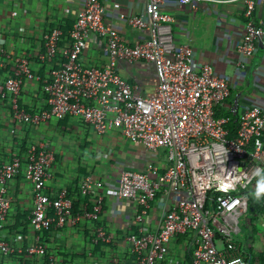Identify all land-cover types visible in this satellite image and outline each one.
Here are the masks:
<instances>
[{
	"label": "built area",
	"instance_id": "2783aa9c",
	"mask_svg": "<svg viewBox=\"0 0 264 264\" xmlns=\"http://www.w3.org/2000/svg\"><path fill=\"white\" fill-rule=\"evenodd\" d=\"M164 0H147V17H131L130 26L149 29V39L131 46L105 21L106 9L100 0H85L83 11L69 32L70 44L64 49V61L46 80L34 74L30 62L16 60L15 73L0 86V97L6 101L12 118L21 124L39 126L51 120L80 118L98 135L120 128L133 144L142 145L153 154L164 152L169 166L162 172L150 164L147 171H124L116 187L120 200L130 201L136 232L127 236L134 264H180L170 260V247L178 236H186L190 261L186 264H249L234 254L240 252L237 237L241 234L240 218L249 212L247 192L264 174V103L245 108L239 117L238 131L230 137V119L217 115L228 107L231 80L216 74L211 65L195 66L194 49L176 44L171 25L174 17L162 8ZM183 6H196L213 0H178ZM245 25L238 52L251 58L259 44H264V22L252 21L254 3L246 0ZM91 34L106 43L108 63L104 67L84 64V53ZM64 32L56 28L44 36L42 58L54 59ZM120 60L155 65L159 80L157 95L146 98L119 73ZM25 80H40L47 109L29 112L20 102ZM260 140L262 144L254 141ZM261 162L249 172L253 160ZM55 160L49 150L33 145L26 163L14 157L0 163V227L8 220L13 204L9 183L22 172L32 186L33 211L30 224L35 243L27 252L47 256L42 235L67 224L98 220L103 212V198L90 211L75 209L68 190L51 199L46 193ZM245 164L243 170H240ZM232 183L231 187L222 186ZM103 182L87 177L83 193L95 196ZM175 193L167 203L165 195ZM215 194V197H211ZM161 197V198H160ZM160 199V200H159ZM162 208V221L157 232L147 228L154 203ZM112 237L102 227L92 245L109 244ZM240 245V244H239ZM11 247L0 234V255L11 254ZM47 264H56L50 260Z\"/></svg>",
	"mask_w": 264,
	"mask_h": 264
},
{
	"label": "crops",
	"instance_id": "0c3cea01",
	"mask_svg": "<svg viewBox=\"0 0 264 264\" xmlns=\"http://www.w3.org/2000/svg\"><path fill=\"white\" fill-rule=\"evenodd\" d=\"M196 6H183L178 0H164L162 8L170 13L175 22L170 26L176 44L189 45L194 49L195 66L211 65L216 74L231 80V96L228 107L234 112L238 128L241 111L264 103V44H259L251 58L242 57L237 48L243 39L246 0H213ZM254 3L252 21L264 22V0ZM85 0H0V86L15 73L16 60L27 59L35 75L43 81L60 69L64 61L63 51L70 44L69 32L83 11ZM106 9L105 21L117 29L125 43L135 46L148 40L150 30H139L129 25L131 17H147V0H100ZM64 32L59 53L54 59L42 58L44 36L53 29ZM105 40L91 34L84 53V64L104 67L108 63ZM120 75L129 82L138 95L153 98L157 95L159 80L155 65L147 62L129 63L120 60ZM21 105L29 112L47 109L43 82L25 80ZM223 114L221 117H225ZM256 141H254L255 143ZM49 150L55 160L46 193L56 199L68 190L76 210L87 207L93 211L97 199L102 197L103 212L98 220L81 222L77 227L67 224L42 235L47 256L30 255L27 250L35 243V233L30 224L33 211L32 186L23 172L9 183L13 204L8 220L0 227V234L8 241L11 254L0 255V264H134L127 236L136 232L138 225L133 218L134 206L130 201L116 196V187L124 171H147L152 163L162 172L169 166L166 153L153 155L144 146L128 141L120 128L105 135H98L80 118L67 117L51 120L39 126L21 124L12 118L10 106L0 97V163L20 157L26 163L30 148ZM264 175V174H263ZM87 177L103 182L95 196L83 193ZM258 177L250 187L249 212L245 217L248 234L237 237L238 250L234 255L243 257L249 264H264V196L253 195ZM175 193L165 195L167 203L175 199ZM161 198V197H160ZM160 200V199H159ZM162 206L154 203L148 219L149 232L155 233L162 221ZM241 217V218H242ZM240 218V219H241ZM241 225V222H240ZM112 237L109 244L92 245L99 228ZM259 236V241H256ZM250 253H243V242ZM187 237L178 236L170 247V260L180 264L190 261ZM240 244V245H239Z\"/></svg>",
	"mask_w": 264,
	"mask_h": 264
},
{
	"label": "trees",
	"instance_id": "16d2710c",
	"mask_svg": "<svg viewBox=\"0 0 264 264\" xmlns=\"http://www.w3.org/2000/svg\"><path fill=\"white\" fill-rule=\"evenodd\" d=\"M224 112L225 111H223V110H218L217 115L221 117V116H223V114H225ZM226 113H228V114L227 115L225 114L226 115L225 117L230 119V123H229L228 127L230 129V137L232 138V137L236 136L238 128H236V123H235V119H234V117H235L234 112L226 111ZM256 144L260 145V144H262V141L256 140ZM211 197H215V194H213Z\"/></svg>",
	"mask_w": 264,
	"mask_h": 264
},
{
	"label": "clouds",
	"instance_id": "9594fccd",
	"mask_svg": "<svg viewBox=\"0 0 264 264\" xmlns=\"http://www.w3.org/2000/svg\"><path fill=\"white\" fill-rule=\"evenodd\" d=\"M256 175L261 177V179L257 180V184L253 192V195L256 199H260L262 196H264V175L261 174L260 170H257ZM221 183H222V186H225V187L232 186V183H228L227 185H223V181H221Z\"/></svg>",
	"mask_w": 264,
	"mask_h": 264
},
{
	"label": "rangeland",
	"instance_id": "374dc122",
	"mask_svg": "<svg viewBox=\"0 0 264 264\" xmlns=\"http://www.w3.org/2000/svg\"><path fill=\"white\" fill-rule=\"evenodd\" d=\"M245 217H242L240 219V222H241V228L244 230V233L243 235H245V237L247 236L248 234V227H247V222H245ZM256 241L258 242L259 241V236H256ZM241 241L243 242V248L241 249L243 253H250V249L248 248V246L246 245V241L244 239H241ZM252 264H255L254 262ZM263 264V263H262Z\"/></svg>",
	"mask_w": 264,
	"mask_h": 264
},
{
	"label": "water",
	"instance_id": "95a60500",
	"mask_svg": "<svg viewBox=\"0 0 264 264\" xmlns=\"http://www.w3.org/2000/svg\"><path fill=\"white\" fill-rule=\"evenodd\" d=\"M256 164L260 165L261 162H257V160L254 159L253 162L247 168V170L250 172L255 167ZM244 167H245V164H242L240 170H243Z\"/></svg>",
	"mask_w": 264,
	"mask_h": 264
}]
</instances>
